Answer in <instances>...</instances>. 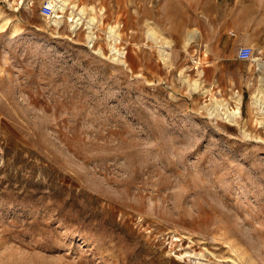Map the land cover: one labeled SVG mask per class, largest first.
<instances>
[{
    "label": "rangeland",
    "instance_id": "374dc122",
    "mask_svg": "<svg viewBox=\"0 0 264 264\" xmlns=\"http://www.w3.org/2000/svg\"><path fill=\"white\" fill-rule=\"evenodd\" d=\"M44 1L0 0V264H264V0Z\"/></svg>",
    "mask_w": 264,
    "mask_h": 264
},
{
    "label": "bare ground",
    "instance_id": "6f19581e",
    "mask_svg": "<svg viewBox=\"0 0 264 264\" xmlns=\"http://www.w3.org/2000/svg\"><path fill=\"white\" fill-rule=\"evenodd\" d=\"M54 1V17H56L55 23L56 25L59 26V24L62 22V17L63 15H57L59 12H66L69 8L71 9V17L69 19V22H71V27L73 29L81 28L84 24V21L86 20V15H85V8L82 7L80 8L77 4L71 5V0H53ZM87 26L86 28L89 30L88 31V37L90 40V43L96 42L97 35L95 34L94 27H95V17H92L90 15L89 19L86 21ZM97 29V27H96ZM148 36L149 38L151 37L153 39H157L155 37V33L153 29H149ZM109 33V38L113 40V44L111 45L112 51H114V54L119 55V56H124L123 51L117 48V44L119 43L121 39V34L119 30L115 26H110L108 29ZM200 36V32L198 31L197 28L192 29L189 32L188 38H187V44L192 42L195 38ZM109 39V41H110ZM163 44L160 46V52L162 55L163 60L165 61L168 51L167 48L170 46V41L167 38L163 39ZM125 57V56H124ZM257 59V58H256ZM259 60V59H258ZM198 63V62H197ZM259 68L264 67V63L259 61L258 64ZM196 87H198L196 85ZM242 101L243 97L241 94L238 92L235 94L234 98V106L231 107L230 103L223 98L219 97H214L212 98L211 106H210V112L214 115L217 114H224L228 115L230 117H235L236 115H241V108H242ZM251 105H253L254 108L258 109L259 115H264V75L261 76L260 81H259V86L258 88L252 93L251 95ZM261 123L264 124V121L262 120Z\"/></svg>",
    "mask_w": 264,
    "mask_h": 264
},
{
    "label": "built area",
    "instance_id": "2783aa9c",
    "mask_svg": "<svg viewBox=\"0 0 264 264\" xmlns=\"http://www.w3.org/2000/svg\"><path fill=\"white\" fill-rule=\"evenodd\" d=\"M41 14L45 17L54 16V1L53 0H45L42 8ZM233 32V31H232ZM254 55V48L251 45L242 44L238 47L237 50V58L240 60H251Z\"/></svg>",
    "mask_w": 264,
    "mask_h": 264
}]
</instances>
